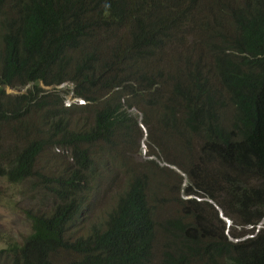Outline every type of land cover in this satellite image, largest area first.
I'll return each mask as SVG.
<instances>
[{
  "label": "trees",
  "instance_id": "1",
  "mask_svg": "<svg viewBox=\"0 0 264 264\" xmlns=\"http://www.w3.org/2000/svg\"><path fill=\"white\" fill-rule=\"evenodd\" d=\"M0 174V264H264V0H0Z\"/></svg>",
  "mask_w": 264,
  "mask_h": 264
},
{
  "label": "rangeland",
  "instance_id": "2",
  "mask_svg": "<svg viewBox=\"0 0 264 264\" xmlns=\"http://www.w3.org/2000/svg\"><path fill=\"white\" fill-rule=\"evenodd\" d=\"M66 88L65 84L61 85ZM30 85H27L23 88L13 89L9 86L5 87L6 92L8 93H21L24 92ZM41 87L47 88L41 84ZM75 100L71 94L66 97V103ZM84 115L89 117V114L84 113ZM22 134L15 136L10 140L11 143L17 144L21 148V139ZM142 154L144 157L147 155V147L144 144ZM67 156L66 153L63 154ZM149 158H154L153 155H150ZM29 180L23 181L22 183H12L7 180L4 175L0 174V249L6 248L10 243L21 244L26 238L28 233L31 231L30 221L26 218L23 209L29 205H36L37 195L34 197L31 196L30 192L27 189V184ZM105 184L102 187V191L95 195L94 199L105 200L107 194H111V189H106ZM25 211V210H24ZM222 217L225 219L226 226H228L227 217L222 214ZM94 219V218H93Z\"/></svg>",
  "mask_w": 264,
  "mask_h": 264
},
{
  "label": "clouds",
  "instance_id": "3",
  "mask_svg": "<svg viewBox=\"0 0 264 264\" xmlns=\"http://www.w3.org/2000/svg\"><path fill=\"white\" fill-rule=\"evenodd\" d=\"M75 100L78 101L79 103H83V102H84V101H83L82 99H80V98H75ZM67 104H69V102H68ZM228 224H229V221H228Z\"/></svg>",
  "mask_w": 264,
  "mask_h": 264
}]
</instances>
